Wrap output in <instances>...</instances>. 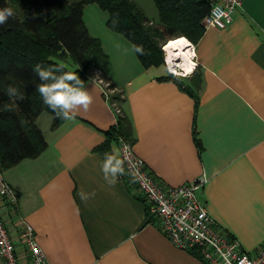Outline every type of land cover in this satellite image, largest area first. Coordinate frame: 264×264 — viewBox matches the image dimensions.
<instances>
[{"label":"crops","instance_id":"crops-1","mask_svg":"<svg viewBox=\"0 0 264 264\" xmlns=\"http://www.w3.org/2000/svg\"><path fill=\"white\" fill-rule=\"evenodd\" d=\"M144 3L146 9L137 5L157 23L153 0ZM108 19L96 4L84 7L85 26L100 40L108 82L123 102L114 106L88 77V109L80 107L55 129L56 115L49 112L42 126L40 113L35 123L47 148L3 171L19 196V216L50 264H205L161 232L125 172L115 185L104 180V154L120 148L118 139H107L118 109L148 173L163 187L204 176L198 197L208 215L254 253L264 246V0H242L227 27L203 28L195 43L182 36L195 53L183 58L195 63L185 77L169 75L163 62L145 68L132 43L109 30ZM7 209L1 202L11 229L17 216Z\"/></svg>","mask_w":264,"mask_h":264},{"label":"trees","instance_id":"trees-1","mask_svg":"<svg viewBox=\"0 0 264 264\" xmlns=\"http://www.w3.org/2000/svg\"><path fill=\"white\" fill-rule=\"evenodd\" d=\"M158 22L152 23L134 0H9L18 15L0 26V88L18 85L23 100L13 102L0 90V167L7 170L25 159L38 157L47 143L35 121L43 109L55 114L36 91L41 83L32 70L35 63L63 65L84 81L93 70L109 81L108 57L98 38L92 37L83 20V10L96 4L107 12L109 30L123 35L145 67L162 64L161 44L185 36L195 43L203 35L202 19L210 10L205 0H153ZM4 0H0L3 6ZM75 68L68 67L69 65ZM109 86L112 85L109 83ZM113 88V87H112ZM119 93V92H117ZM110 96L112 103L123 102L120 94ZM119 107V105H117ZM56 115V114H55ZM65 119L56 115L51 128ZM131 126L123 113L107 132V139L131 142Z\"/></svg>","mask_w":264,"mask_h":264},{"label":"built area","instance_id":"built-area-1","mask_svg":"<svg viewBox=\"0 0 264 264\" xmlns=\"http://www.w3.org/2000/svg\"><path fill=\"white\" fill-rule=\"evenodd\" d=\"M210 10L201 24L204 29H224L231 21L242 0H205ZM213 8L224 15H213ZM187 40V39H186ZM188 41V40H187ZM185 52L194 59V45L188 41ZM161 45L163 64L174 78L185 77L178 52L169 55ZM195 64V63H192ZM103 94L109 97V84L100 77L94 78ZM105 82V83H104ZM114 104V103H113ZM115 106V104H114ZM116 112L120 114L117 109ZM120 158L125 174L143 197L148 215L161 232L177 248L190 252L205 264H264V246L250 254L242 250L235 238H229L208 215L198 194L205 183L204 176L178 187H163L147 171L146 166L133 152L130 142L119 139ZM127 145V149L124 146ZM8 207V214L17 216L11 229H7L0 216V264H50L36 243L33 227L19 216V196L5 180L0 167V204Z\"/></svg>","mask_w":264,"mask_h":264},{"label":"clouds","instance_id":"clouds-1","mask_svg":"<svg viewBox=\"0 0 264 264\" xmlns=\"http://www.w3.org/2000/svg\"><path fill=\"white\" fill-rule=\"evenodd\" d=\"M212 12L213 15L225 14L219 8H213ZM17 15V9L10 5L9 0H4L3 6H0V26L6 25L10 18H15ZM135 51L143 54L144 50L142 46H136ZM193 55H195L194 52ZM32 70L41 81L36 85L39 97L43 104L47 105L58 117L72 120L80 107L88 109L93 97L80 75L73 71H65L63 65L48 64L45 66L40 62L35 63ZM0 90L13 102L25 98V93L18 85L8 84ZM124 148L127 149V145ZM123 164L124 161L120 158L118 147L113 146L112 152L104 154L101 171L108 185H115L119 175L125 172ZM87 198V195L81 192V199L86 200Z\"/></svg>","mask_w":264,"mask_h":264},{"label":"bare ground","instance_id":"bare-ground-1","mask_svg":"<svg viewBox=\"0 0 264 264\" xmlns=\"http://www.w3.org/2000/svg\"><path fill=\"white\" fill-rule=\"evenodd\" d=\"M187 43H188V41L184 37L172 39V40L166 42L167 46H166L165 50L168 52L169 55H172L173 53L180 51L176 56H178L179 58H182L181 59V62H182L181 63V68H182L181 70H182V72L189 74L193 70V68H192V70L189 71V69H191L190 66L193 64L191 62H190V64L187 62V60L190 61L189 55H188V53L190 54V52H188V53L185 52V47L189 46ZM167 48H169V49L167 50ZM184 57L187 60L183 59ZM185 69L188 72H186Z\"/></svg>","mask_w":264,"mask_h":264},{"label":"rangeland","instance_id":"rangeland-1","mask_svg":"<svg viewBox=\"0 0 264 264\" xmlns=\"http://www.w3.org/2000/svg\"><path fill=\"white\" fill-rule=\"evenodd\" d=\"M137 3H139L140 5H142L145 9H146V4L144 3V1L145 0H135ZM88 18V17H87ZM89 18H91V17H89ZM203 20V19H202ZM88 21H90V20H88ZM179 37V36H178ZM180 37H182V36H180ZM163 62V61H162ZM68 67H70V68H75V66H73V64H71V66L69 65ZM88 77H90V78H92V79H96V78H98V77H100L101 79H102V77H101V75H100V72L98 71V70H93V75H89ZM105 83V82H104ZM108 84H109V82H107ZM118 91L115 89V88H112V87H110V89H109V97L110 96H112L113 94H116ZM117 94H120V93H117ZM42 113V118H41V121H40V124L42 125V126H45V124H46V122H47V116H49V115H47L49 112L46 110V109H43L42 111H41ZM12 187V186H11ZM13 188V187H12ZM14 189V188H13Z\"/></svg>","mask_w":264,"mask_h":264}]
</instances>
